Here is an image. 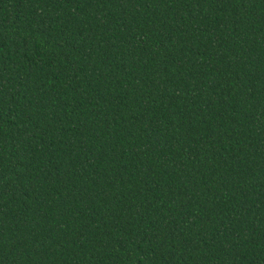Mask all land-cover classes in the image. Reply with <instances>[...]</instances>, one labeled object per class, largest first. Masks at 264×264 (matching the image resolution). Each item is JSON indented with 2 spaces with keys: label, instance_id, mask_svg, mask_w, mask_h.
Listing matches in <instances>:
<instances>
[{
  "label": "trees",
  "instance_id": "obj_1",
  "mask_svg": "<svg viewBox=\"0 0 264 264\" xmlns=\"http://www.w3.org/2000/svg\"><path fill=\"white\" fill-rule=\"evenodd\" d=\"M0 264H264V0H0Z\"/></svg>",
  "mask_w": 264,
  "mask_h": 264
}]
</instances>
